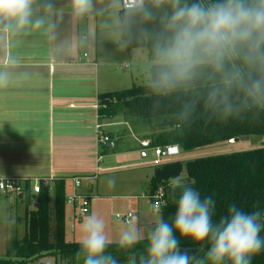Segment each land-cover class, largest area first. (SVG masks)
Wrapping results in <instances>:
<instances>
[{
  "label": "crops",
  "instance_id": "0c3cea01",
  "mask_svg": "<svg viewBox=\"0 0 264 264\" xmlns=\"http://www.w3.org/2000/svg\"><path fill=\"white\" fill-rule=\"evenodd\" d=\"M122 4L106 0L93 5L89 14L77 17L72 0H34L33 20L42 19L40 26L9 28L0 21V73L9 80L0 88V177L85 178L81 191L92 198L88 215L100 218L116 211L122 199L108 197L110 193L104 190L109 185L100 182L94 172L156 164L144 160L113 165L118 156L131 159L140 153L145 158L154 151L156 128L138 119L122 103L100 106V95L128 87L117 86L121 82L127 85L125 77H107L114 65V41L110 44L108 39H114L111 34L120 28L114 16L119 17ZM102 109L108 111L103 113ZM97 123L109 138L106 146L97 145ZM125 137L134 144L120 151L114 141ZM151 178L146 177L144 193L135 198L127 196L122 206L145 236L157 221L148 208ZM71 188L67 182V194ZM26 196L0 194V213L12 212L18 203L26 209L30 206ZM77 214L74 207L71 217L66 210L65 229L67 221L72 222Z\"/></svg>",
  "mask_w": 264,
  "mask_h": 264
},
{
  "label": "trees",
  "instance_id": "16d2710c",
  "mask_svg": "<svg viewBox=\"0 0 264 264\" xmlns=\"http://www.w3.org/2000/svg\"><path fill=\"white\" fill-rule=\"evenodd\" d=\"M181 5L199 3L204 7L212 6L222 0H179ZM145 5L153 13L148 19L133 8L119 11L121 39L131 51L145 49L148 60L154 65L149 70V83L134 86L132 89L100 95L102 108L122 103L138 119L150 123L157 129L152 146L164 148L177 146L182 153L230 142L234 139L258 137L264 139V106L251 104L237 87L230 89L223 79V73L213 72L207 65L200 66L192 81L178 85L167 91L153 87L157 64L155 45L171 36L167 30V17L171 15V0L155 7L153 0H145ZM226 71L238 69L245 77L259 76L257 69H250L239 56L225 58ZM218 90L217 98L210 93ZM227 95L228 100H223ZM231 109L229 112L228 109ZM106 113L108 111L101 112ZM187 174V183L195 180L191 186L201 197L212 195L216 201L214 220L227 214L229 205L236 204L247 212H264V146L259 149L225 156L198 159L195 161L166 162L155 167L150 180V196L159 189L165 192L166 204L160 213L171 222L175 212V201L170 194L171 178ZM179 189L177 190V196ZM27 201L33 209L27 221V234L23 247L17 246L0 264H37L40 259L52 256L59 259H71L76 263L79 243H67L65 231L66 183L59 181L43 185L41 193L32 195L29 188ZM264 237V228L261 229ZM142 240L132 251L137 254L146 247ZM207 240L194 242L190 238L181 241V248L197 258H205L209 248ZM107 251L124 262L128 253L117 244H111ZM56 264V263H55ZM204 264H211L205 259ZM225 264H231L226 261ZM251 264H264V250L252 258Z\"/></svg>",
  "mask_w": 264,
  "mask_h": 264
},
{
  "label": "clouds",
  "instance_id": "9594fccd",
  "mask_svg": "<svg viewBox=\"0 0 264 264\" xmlns=\"http://www.w3.org/2000/svg\"><path fill=\"white\" fill-rule=\"evenodd\" d=\"M165 0H153L155 7ZM34 0H0V21L9 28H24L30 24L40 26L42 19L33 20ZM172 12L166 28L167 39L155 45L157 64L153 87L171 91L194 78L200 66L207 65L213 72L223 73L229 89L242 91L251 104L264 106V0H222L209 7L199 3L181 5L171 0ZM93 9V0H72L73 14L83 17ZM135 11L145 18L153 13L145 0H135ZM239 56L259 76L245 75L238 69H225V58ZM7 77L0 73V88L8 85ZM218 90L210 93L217 98ZM227 101L228 96H223ZM230 112L231 109L229 108ZM195 180L186 183L181 177L171 178L170 194L175 201L171 222L158 212L155 226L145 236L135 223L129 222L117 240L120 249L128 253L126 264H251L252 258L264 250V212H247L236 204L229 205L227 214L214 220L216 201L212 195L201 197L192 187ZM179 194L177 196V190ZM80 248L77 256L83 264H120L109 251L113 243L106 232L105 221L88 216L81 228ZM207 240L209 248L205 258L189 254L181 248V241ZM146 247L137 254L132 251L142 240Z\"/></svg>",
  "mask_w": 264,
  "mask_h": 264
},
{
  "label": "rangeland",
  "instance_id": "374dc122",
  "mask_svg": "<svg viewBox=\"0 0 264 264\" xmlns=\"http://www.w3.org/2000/svg\"><path fill=\"white\" fill-rule=\"evenodd\" d=\"M105 1L106 0H93V5H98L99 3L102 4ZM108 1L110 2L111 0ZM113 1H118L121 5H123V0ZM114 19L120 25V19L117 15L114 16ZM111 35L110 36L114 39H108V41L110 44L114 41V45H112L113 51L111 53L113 54L112 61H114V65L109 68L107 77H111L110 75H117L123 78L125 77L124 79L126 80L127 85H125L124 82H121L118 83L117 86H119V88L128 86L126 90L132 89L136 85L141 86L148 84L149 70L154 65V63L148 60L147 51L145 49H135L129 51L122 42L120 28L118 29V32L114 31ZM104 40L107 41V39ZM100 43L102 45V39H100ZM107 46L109 45H106V47ZM125 66H127L128 69H125ZM155 132H157V129ZM114 144L115 146H118V150L121 151L131 148L134 143H132L131 139L125 137L120 141L116 139L114 141ZM263 146L264 139L258 137L243 138L237 143L225 142L192 150L186 153H182L180 150L179 156L171 159H161L159 161L154 154V151L158 148H153L154 151H149L148 156L145 158H142V154L138 153V156H133V158L131 159H127L124 155L121 157L118 156L115 158V162H113L114 166L122 165L128 162L144 160L156 163L152 164V166H150L149 168L126 169L121 167L109 173L100 171L97 173L94 172V174H96V178H99L100 182L109 185L106 190L103 189L104 191L110 193L108 197L111 198L112 196H114L117 197V199L124 200L125 198H127V196H130V198H135V196L137 197L141 192L144 193V190L146 189V177H152V172L158 165L174 161L187 163L203 158L225 156L255 150L262 148ZM108 160L109 159L106 158V161ZM102 168L103 167H101V169ZM181 178L187 183V174L185 171L183 172ZM122 200H118V202L120 203V207L116 211H113L110 215H104L101 217L105 221L106 232L108 237L112 240V244H117L116 242L118 240L119 233L127 226L124 221L116 219L117 215L121 217H126L127 215L126 211L122 207L125 203V200ZM20 205L21 204L18 203L17 207H15L12 212L2 211L0 213V260L6 259L7 255L10 252H13L15 247H23L27 234L26 225L29 214L32 211V206L28 205V207H26L25 209V206L22 207L23 205ZM148 208L152 217L154 219H157L158 215L154 214L152 205L149 204ZM66 210L69 211V217H71V206H67ZM88 216L89 215L84 216L77 214V216H73L72 222L67 221L65 229L67 243H79L82 234V224ZM133 222L135 223V220ZM124 258V262H120V264H126L127 256ZM57 259L58 260H56V258L52 256H47L43 259H40L37 264H74L72 263L71 259ZM117 259L120 261L119 257ZM75 264H83V259H79Z\"/></svg>",
  "mask_w": 264,
  "mask_h": 264
},
{
  "label": "built area",
  "instance_id": "2783aa9c",
  "mask_svg": "<svg viewBox=\"0 0 264 264\" xmlns=\"http://www.w3.org/2000/svg\"><path fill=\"white\" fill-rule=\"evenodd\" d=\"M86 57V56H85ZM94 135L97 145L106 146L109 143V138L105 136L103 132V126L96 124ZM147 146V145H146ZM157 160L171 159L180 155V149L177 146H167L159 148L154 151ZM157 161V162H158ZM87 179L85 178H72L68 180L56 179L54 176L49 178H18V177H0V194L4 196H13L22 198L26 196L27 188L30 189L32 195H38L41 193L43 185L53 184L59 181L69 182L72 185L71 191L67 194L66 205L74 207L80 215L87 216L90 212V205L92 198L83 193L81 190L83 184ZM148 200L151 202L152 209L155 213L160 212L161 208L166 204L165 192L161 188L153 196H149ZM117 220H122L126 224L131 222L132 214H128L126 217L116 216Z\"/></svg>",
  "mask_w": 264,
  "mask_h": 264
},
{
  "label": "water",
  "instance_id": "95a60500",
  "mask_svg": "<svg viewBox=\"0 0 264 264\" xmlns=\"http://www.w3.org/2000/svg\"><path fill=\"white\" fill-rule=\"evenodd\" d=\"M124 3V8H133L135 7V0H123ZM241 139H234L232 141H230L231 143H237L239 142ZM34 209H37V206H35Z\"/></svg>",
  "mask_w": 264,
  "mask_h": 264
}]
</instances>
